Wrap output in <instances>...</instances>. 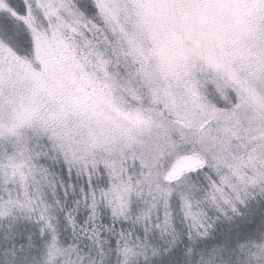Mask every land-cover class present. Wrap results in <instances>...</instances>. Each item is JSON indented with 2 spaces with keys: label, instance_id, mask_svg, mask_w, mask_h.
<instances>
[{
  "label": "snow or ice",
  "instance_id": "obj_1",
  "mask_svg": "<svg viewBox=\"0 0 264 264\" xmlns=\"http://www.w3.org/2000/svg\"><path fill=\"white\" fill-rule=\"evenodd\" d=\"M0 264H264V0H0Z\"/></svg>",
  "mask_w": 264,
  "mask_h": 264
}]
</instances>
